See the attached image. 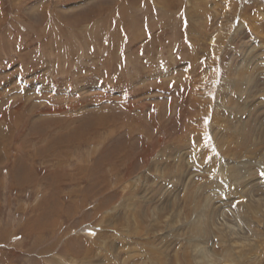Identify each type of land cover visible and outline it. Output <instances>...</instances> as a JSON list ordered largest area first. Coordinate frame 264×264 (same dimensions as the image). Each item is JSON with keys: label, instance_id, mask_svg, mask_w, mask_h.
Listing matches in <instances>:
<instances>
[{"label": "rangeland", "instance_id": "374dc122", "mask_svg": "<svg viewBox=\"0 0 264 264\" xmlns=\"http://www.w3.org/2000/svg\"><path fill=\"white\" fill-rule=\"evenodd\" d=\"M3 38L0 264H264V0H0Z\"/></svg>", "mask_w": 264, "mask_h": 264}, {"label": "bare ground", "instance_id": "6f19581e", "mask_svg": "<svg viewBox=\"0 0 264 264\" xmlns=\"http://www.w3.org/2000/svg\"><path fill=\"white\" fill-rule=\"evenodd\" d=\"M208 20V19H207ZM88 30V29H87ZM88 32V31H87ZM90 32H91V30H90ZM90 34V33H89ZM222 35V34H221ZM23 39H24V37H23ZM217 39V38H216ZM212 41H214V40H212ZM223 41V40H222ZM4 42V38L3 39H0V43L2 44ZM96 42V41H95ZM230 42V41H229ZM221 43V42H220ZM16 46H18V45H16ZM1 48V47H0ZM47 48H48V46H47ZM89 48V47H88ZM9 49V51H8V53H12V54H15L16 53V55L18 54H20V52H18V50H16L14 47H9L8 48ZM19 49V51L21 50V48H18ZM48 49H50V47L48 48ZM227 49V48H226ZM99 50H101V49H99ZM99 50H98V53H99ZM7 51V50H6ZM49 51V50H48ZM2 53V52H1ZM49 53L52 55V52H50L49 51ZM216 54V53H215ZM21 56V55H20ZM50 56V55H49ZM25 61V60H24ZM122 70V69H121ZM125 71V70H124ZM123 71V72H124ZM113 73V72H112ZM126 74V73H125ZM214 74V73H213ZM212 74V75H213ZM49 92H50V90H47V91H45V89H44V95L45 96H47V99H49V97H50V94H49ZM68 94V93H67ZM29 98V97H28ZM69 98H72L71 100H73V101H75V102H77V105H75L76 106V108H78V107H80L83 103H81L82 101L79 99V98H77V97H71V95L69 94V96H63V94H61V93H57V95H56V101L58 102V103H65V105L64 104H61L60 106H64V107H66L67 109H71L72 107H71V105H70V102L71 101H69L68 99ZM22 100V99H21ZM83 100V99H82ZM15 103V102H14ZM67 103V104H66ZM58 105V104H57ZM59 106V107H60ZM73 106V105H72ZM59 107H55L54 105H51V107H50V104H48V105H42V109H41V111H39V113H37V115L38 114H43L45 111L44 110H46L47 112H45L44 114H46V113H48L49 114V116L50 115H56V114H62L63 112L62 111H64V110H61L60 111V109H58ZM15 108V107H14ZM66 108H65V110H66ZM1 109V108H0ZM10 109V108H9ZM32 109V108H31ZM30 109V110H31ZM11 110V109H10ZM60 111V112H59ZM3 112V111H2ZM35 112V111H34ZM59 112V113H58ZM47 115V114H46ZM45 115V116H46ZM100 115V114H99ZM15 116V115H14ZM13 116V117H14ZM20 116V115H19ZM28 118H29V116H28ZM15 120V124L17 125V126H19L20 127V120L19 119H17V118H15L14 119ZM125 120V119H124ZM50 121V120H49ZM53 121H55V120H53ZM103 121V120H102ZM6 124V123H5ZM27 124V123H26ZM11 126V125H10ZM107 126V125H106ZM4 127V126H3ZM123 128V127H122ZM114 131V130H113ZM1 132V131H0ZM3 132H5L4 130H3ZM33 132V131H32ZM70 134V133H69ZM21 135V131H19V136ZM3 136H4V134H3ZM1 137V136H0ZM8 137V136H7ZM12 138V137H11ZM25 141V140H24ZM11 142H12V140H11ZM16 142V141H15ZM1 143V142H0ZM4 143V142H3ZM6 143V142H5ZM9 144V146H10V143H8ZM11 144H13V143H11ZM5 145V144H4ZM2 146V144L0 145V147ZM31 146V145H30ZM6 147H7V145H6ZM5 148V147H4ZM12 148V147H11ZM26 149V148H25ZM4 150H6V148L4 149ZM35 176V175H34ZM42 179V178H41ZM264 200H261V202H259V208H260V211H263V208H262V204H264V202H263ZM229 212V210H226V211H224V213L225 214H227ZM243 213V211H241L240 212V214H242ZM260 213V215L261 214H263V213H261V212H253V215H254V217H255V215L256 216H258V214ZM244 214H246V212L244 213ZM225 227H228L229 229H232L233 227L232 226H229L228 225V223H226V226ZM40 228V227H39ZM41 229V228H40ZM233 235H234V233H233ZM234 244L235 245H238V246H242V247H246L247 246V242H244V241H242V242H239V241H236V242H234ZM205 249V248H204ZM203 248L202 249H200V255H199V257H200V264H210L212 261H216L214 258H210V256L212 255V254H208L205 250H204ZM207 250V249H206ZM211 250V249H210ZM211 253H213V252H211Z\"/></svg>", "mask_w": 264, "mask_h": 264}]
</instances>
